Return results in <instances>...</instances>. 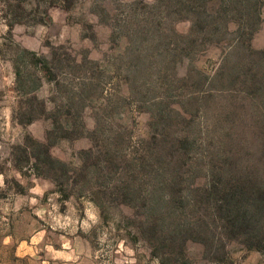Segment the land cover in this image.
<instances>
[{"label":"trees","instance_id":"16d2710c","mask_svg":"<svg viewBox=\"0 0 264 264\" xmlns=\"http://www.w3.org/2000/svg\"><path fill=\"white\" fill-rule=\"evenodd\" d=\"M75 4L0 0V14L11 34L27 16L51 26L50 7L70 11ZM253 5L254 21L248 0L95 1L90 13L110 30L112 58L92 59L87 50L78 56L51 43L48 55L17 47L13 116L22 126L47 117L52 127L45 142L27 137L14 148L16 170L51 180L65 199L74 196L66 193L72 184L90 192L100 209L102 203L131 208V221L161 264L185 262L188 242L222 264L233 242L263 251L264 51L252 44L263 1ZM184 20L186 34L175 28ZM87 27L85 38L95 42L97 35L88 33L95 27ZM213 48L216 59H204ZM179 57L193 63L180 77L168 73ZM45 84L52 89L47 98L39 95ZM126 105L149 115L146 138L135 140L126 126L113 125ZM253 117L258 130L250 124L255 132L246 145ZM84 137L91 146L79 152V167L53 156L59 141Z\"/></svg>","mask_w":264,"mask_h":264},{"label":"rangeland","instance_id":"374dc122","mask_svg":"<svg viewBox=\"0 0 264 264\" xmlns=\"http://www.w3.org/2000/svg\"><path fill=\"white\" fill-rule=\"evenodd\" d=\"M95 1L104 0H76L70 11L59 6L50 7L49 14L53 20L51 26L34 24L33 17L27 16L25 24L15 26L11 34L7 21L0 14V263L161 264L153 257L151 246L143 240L131 221V218H134L131 208L105 206L101 202L103 208L100 209L91 200L90 192L87 195L83 194L72 184L66 187V193L74 196L65 199L51 180L37 178L28 170H25L26 175L23 176L16 170L12 161L14 148L23 146L27 137L45 142L46 133L52 127V121L47 117L31 125L22 126L13 116L19 101L13 65L17 47L26 48L38 55H48L50 51L48 45L51 43L65 46L78 56L87 50L92 59L112 58L115 51L108 41L110 30L101 26L97 17L90 13L92 3ZM144 1L154 3L157 0ZM248 1L253 7L251 12L253 17L250 16L254 21L256 7L254 8L253 4L257 0ZM262 1L263 5L259 11L260 22L252 44L255 49L264 51V0ZM105 4L114 5L116 0H105ZM43 8L41 7L37 13V19L43 18ZM244 16L240 15L238 19ZM88 25L95 27L88 31L90 35H97L95 42L85 38ZM175 28L178 32L186 34L190 22L180 21L175 24ZM219 53L218 49L213 48L206 52L204 59H216ZM192 66L190 60L179 57L171 65L168 73L180 77ZM126 90L124 87L121 88L124 95H127ZM51 91V86L45 84L39 95L47 98ZM124 110L125 116L120 118L117 115L112 122L113 125L126 126V129L122 130L132 132L135 140L140 137L146 138L149 131V115L137 113L129 108V105H126ZM247 116H250V111ZM84 120L87 128L93 130L95 121L91 110L85 112ZM256 121V117L248 121L247 131L250 124L251 130H258ZM209 122L212 121L208 119L207 123ZM107 132L109 135L113 134H110L111 131ZM249 132L245 134L248 139L246 145L255 131ZM90 146L91 141L86 137L64 139L59 141L51 152L53 156L76 168L81 165L79 152ZM91 187L94 188L90 185L89 189ZM23 241L31 243L29 246L33 248L31 250L33 256H17V245ZM228 250L229 257L223 264H264V250L260 252L247 250L236 242L230 243ZM25 251L21 249L20 253L23 255ZM185 263L222 264L206 259L204 247L194 242L187 243L185 262L174 264Z\"/></svg>","mask_w":264,"mask_h":264},{"label":"crops","instance_id":"0c3cea01","mask_svg":"<svg viewBox=\"0 0 264 264\" xmlns=\"http://www.w3.org/2000/svg\"><path fill=\"white\" fill-rule=\"evenodd\" d=\"M29 245H31V243L27 242V241H23L21 242L20 244L17 245V250H18V253H17V256H33V254H31V250L33 249L32 247H30ZM21 249H25L26 251L23 253H20V250ZM45 264V262H43ZM0 264H3V263H0Z\"/></svg>","mask_w":264,"mask_h":264}]
</instances>
